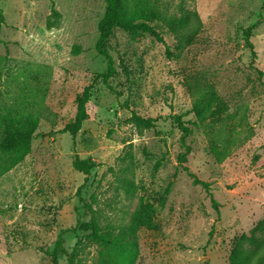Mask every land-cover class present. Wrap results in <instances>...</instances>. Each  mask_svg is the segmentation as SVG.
<instances>
[{
	"label": "rangeland",
	"instance_id": "obj_1",
	"mask_svg": "<svg viewBox=\"0 0 264 264\" xmlns=\"http://www.w3.org/2000/svg\"><path fill=\"white\" fill-rule=\"evenodd\" d=\"M53 1L61 17L48 29L50 0H0V140L5 120L38 119L30 152L0 175V264H52L60 234L74 264H101L104 247L73 228L93 221L115 235L140 201L154 206L156 226L136 231L133 264H228L234 239L264 215V0H158L185 21L190 43L180 49L160 23L163 41L114 29L105 44L110 87L92 80L106 69L94 47L105 1ZM251 25L253 61L242 34ZM88 84L87 118L72 135L63 127ZM207 84L223 111L197 123L192 92ZM178 113L193 122L184 164L209 183L217 208L177 160ZM74 155L95 161L86 181ZM66 263L59 255L57 264Z\"/></svg>",
	"mask_w": 264,
	"mask_h": 264
},
{
	"label": "trees",
	"instance_id": "obj_2",
	"mask_svg": "<svg viewBox=\"0 0 264 264\" xmlns=\"http://www.w3.org/2000/svg\"><path fill=\"white\" fill-rule=\"evenodd\" d=\"M106 3L103 16L97 23L98 37L95 42L96 51L105 57L106 69L93 75V81L100 79L104 85L110 87L108 79L115 74L113 58L106 49V42L116 28L130 32H147L152 34L158 41H163L155 26L160 23L167 27L169 31L180 37L178 46L182 49L191 41V36L183 33L185 30V21L180 17H174L164 11L158 0H104ZM50 12L46 16L45 26L50 29L58 26L61 17L60 12L54 7V1L50 0ZM1 21V14H0ZM156 22L155 24H153ZM252 25L242 30L245 45L250 51L251 61L256 58V52L251 41ZM187 37V38H186ZM80 45L73 44L71 52L77 54ZM259 75L261 70L254 68ZM91 85L83 87L80 93L75 96L76 112L72 122L63 127L72 135H75L81 128L82 123L87 118L86 103L90 97ZM193 99L191 112L197 123H203L207 119L218 116L223 111V102L212 85L207 84L202 89L192 92ZM183 113L172 114V121L177 124L180 130V144L183 148L177 155V160L182 169L191 177L195 185H200L209 195L211 204L217 208V202L212 197L209 183L199 179L196 174L189 170L186 162L190 146L186 138L190 135L192 121L185 120ZM132 120L142 127L154 126V119L143 118L132 113ZM38 126V119L31 115H22L5 120L1 125L0 140V175L12 169L20 163L31 150V139ZM72 167L85 175L84 181L90 170L96 166L95 161L90 157L80 158L74 155L71 161ZM80 186L77 190L79 193ZM154 206L149 202L140 201L134 211L128 226L121 228L119 232L112 235L108 232H99L98 226L93 221L78 223L73 229H80L87 232L95 241L104 247L106 259L101 264H133L136 256L135 234L141 228L153 229L155 223L153 220ZM66 255L67 263L74 264L71 252L69 253L63 246V237L60 234L55 241L51 251V263L57 264L59 255ZM228 264H264V215L252 227L249 233H241L234 239L232 248L228 255Z\"/></svg>",
	"mask_w": 264,
	"mask_h": 264
}]
</instances>
